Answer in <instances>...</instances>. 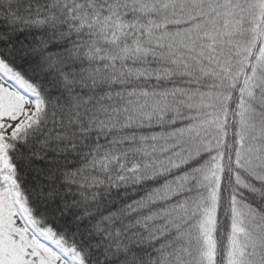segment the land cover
I'll return each instance as SVG.
<instances>
[{"label": "snow or ice", "instance_id": "6c2138e0", "mask_svg": "<svg viewBox=\"0 0 264 264\" xmlns=\"http://www.w3.org/2000/svg\"><path fill=\"white\" fill-rule=\"evenodd\" d=\"M0 264H264V0H0Z\"/></svg>", "mask_w": 264, "mask_h": 264}]
</instances>
